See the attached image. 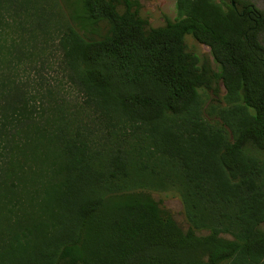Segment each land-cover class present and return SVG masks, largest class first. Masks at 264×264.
Listing matches in <instances>:
<instances>
[{
    "label": "trees",
    "instance_id": "obj_1",
    "mask_svg": "<svg viewBox=\"0 0 264 264\" xmlns=\"http://www.w3.org/2000/svg\"><path fill=\"white\" fill-rule=\"evenodd\" d=\"M46 1L32 17L79 99L47 84L14 117L27 91L1 78L0 264H264V12L175 0L152 27L139 0Z\"/></svg>",
    "mask_w": 264,
    "mask_h": 264
},
{
    "label": "rangeland",
    "instance_id": "obj_2",
    "mask_svg": "<svg viewBox=\"0 0 264 264\" xmlns=\"http://www.w3.org/2000/svg\"><path fill=\"white\" fill-rule=\"evenodd\" d=\"M19 1L22 0H0V88L7 84L1 79L6 75L10 77L11 87L21 86L27 91L24 105L16 106L10 111L14 117L35 111V101L40 102L37 91L47 84L56 86L69 100L79 99L59 64L60 53L55 45L58 32L55 24L49 22L39 30L32 17L37 4L44 2V7L48 11L51 8L50 2L27 0L29 3L21 4ZM139 1L140 13L148 21L149 26H161L167 20H174L177 17L175 0ZM246 1L264 12V0ZM261 38L264 42V33ZM185 42L187 49L200 57L201 64H209L213 70H217L209 46L199 42L192 35H187ZM202 93L209 95L207 99L210 101L217 99L210 91ZM224 94L225 88L220 82L219 96L222 98ZM3 113L0 108V125L6 124ZM152 197L171 213L180 227L189 228L181 199L175 192H152Z\"/></svg>",
    "mask_w": 264,
    "mask_h": 264
},
{
    "label": "water",
    "instance_id": "obj_3",
    "mask_svg": "<svg viewBox=\"0 0 264 264\" xmlns=\"http://www.w3.org/2000/svg\"><path fill=\"white\" fill-rule=\"evenodd\" d=\"M232 6L236 7V2L235 1H232Z\"/></svg>",
    "mask_w": 264,
    "mask_h": 264
}]
</instances>
